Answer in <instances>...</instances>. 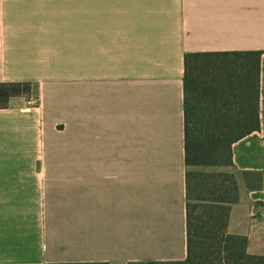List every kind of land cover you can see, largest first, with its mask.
<instances>
[{"label":"crops","instance_id":"0c3cea01","mask_svg":"<svg viewBox=\"0 0 264 264\" xmlns=\"http://www.w3.org/2000/svg\"><path fill=\"white\" fill-rule=\"evenodd\" d=\"M260 51L228 232L264 256V0H0V264L187 257L184 55ZM242 171L263 173L249 190Z\"/></svg>","mask_w":264,"mask_h":264},{"label":"trees","instance_id":"16d2710c","mask_svg":"<svg viewBox=\"0 0 264 264\" xmlns=\"http://www.w3.org/2000/svg\"><path fill=\"white\" fill-rule=\"evenodd\" d=\"M261 55L260 51L184 55L188 254L183 260L129 264H264V256L248 252L247 236L228 232L232 207L240 201L233 145L261 126ZM20 97L38 99V86L29 81L0 82V109L9 108L12 99ZM241 174L249 190L262 189V172Z\"/></svg>","mask_w":264,"mask_h":264}]
</instances>
